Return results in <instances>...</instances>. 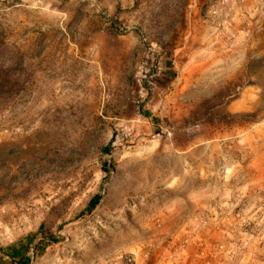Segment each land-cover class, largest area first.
Returning <instances> with one entry per match:
<instances>
[{
  "label": "rangeland",
  "instance_id": "1",
  "mask_svg": "<svg viewBox=\"0 0 264 264\" xmlns=\"http://www.w3.org/2000/svg\"><path fill=\"white\" fill-rule=\"evenodd\" d=\"M22 262L264 264V0H0Z\"/></svg>",
  "mask_w": 264,
  "mask_h": 264
},
{
  "label": "trees",
  "instance_id": "2",
  "mask_svg": "<svg viewBox=\"0 0 264 264\" xmlns=\"http://www.w3.org/2000/svg\"><path fill=\"white\" fill-rule=\"evenodd\" d=\"M100 201V195L97 194L89 203V206H88V210L89 211H92L96 206L97 204L99 203ZM9 250H10V257L13 258V259H19V262H21L22 260V254L20 253V251L18 249H16L15 247H9ZM21 264H26V263H21Z\"/></svg>",
  "mask_w": 264,
  "mask_h": 264
},
{
  "label": "bare ground",
  "instance_id": "3",
  "mask_svg": "<svg viewBox=\"0 0 264 264\" xmlns=\"http://www.w3.org/2000/svg\"><path fill=\"white\" fill-rule=\"evenodd\" d=\"M255 104H258L257 102Z\"/></svg>",
  "mask_w": 264,
  "mask_h": 264
}]
</instances>
